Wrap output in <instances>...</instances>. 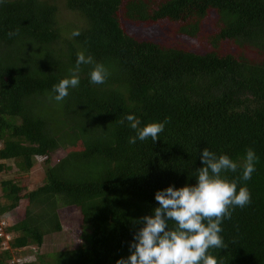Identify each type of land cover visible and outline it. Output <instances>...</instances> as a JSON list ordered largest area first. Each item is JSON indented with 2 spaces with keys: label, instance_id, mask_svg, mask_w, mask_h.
<instances>
[{
  "label": "trees",
  "instance_id": "16d2710c",
  "mask_svg": "<svg viewBox=\"0 0 264 264\" xmlns=\"http://www.w3.org/2000/svg\"><path fill=\"white\" fill-rule=\"evenodd\" d=\"M58 1L0 0V159L13 158L20 173L35 156L46 161L33 188L18 176L0 180V216L25 201L23 215L3 226L0 264H34L11 260L10 248L41 245L61 229L57 209L68 204L81 212L86 243L40 253L41 264L127 258L144 226L134 221L154 215L157 191L198 183L205 148L241 165L222 176L252 197L222 224L227 248L209 254L218 264H264V0H63L80 23L60 19ZM212 11L217 26L201 51L140 38L119 19L178 22V34L196 38ZM79 52L110 74L93 85V65H81L79 86L57 103L52 88L70 77ZM128 114L141 128L170 122L157 141L130 144L136 131L120 123ZM58 147L65 154L49 163ZM248 148L259 160L244 181Z\"/></svg>",
  "mask_w": 264,
  "mask_h": 264
},
{
  "label": "clouds",
  "instance_id": "9594fccd",
  "mask_svg": "<svg viewBox=\"0 0 264 264\" xmlns=\"http://www.w3.org/2000/svg\"><path fill=\"white\" fill-rule=\"evenodd\" d=\"M17 34L8 33L9 37ZM79 35V30L72 33L73 37ZM81 65H93L89 74L93 85L104 84L110 74L104 64L97 63L91 55L79 52L70 77L53 86L50 99L63 102L69 90L79 86ZM125 120L136 131V135L129 138L130 144H135L137 139L157 141L170 122V118H166L163 122L150 123L141 128L136 115L128 114L120 123L124 124ZM200 158L203 167L197 170L198 183L179 189L169 186L157 191L155 200L159 206L154 209V215L134 221V224L144 226L134 234L130 244L131 255L119 259L116 264H218L217 258L209 254V249L227 248L221 235L222 224L232 218L236 207L250 205L252 197L246 186L240 187L237 192L238 181H229L222 176L228 171L236 172L240 164L226 154L217 156L208 148L203 149ZM258 160L255 150L248 148L242 166L244 181L252 178Z\"/></svg>",
  "mask_w": 264,
  "mask_h": 264
},
{
  "label": "rangeland",
  "instance_id": "374dc122",
  "mask_svg": "<svg viewBox=\"0 0 264 264\" xmlns=\"http://www.w3.org/2000/svg\"><path fill=\"white\" fill-rule=\"evenodd\" d=\"M57 6V13L60 19L78 23L81 22L80 16L74 11L67 9L63 4V0L58 1ZM216 17L217 16L213 11L209 13L203 32L198 33V37L196 38L178 34V22L162 20L154 23H146L122 16L119 19L129 33L140 38H149L166 45H180L181 47L192 51H201L206 46L205 34L210 29L216 28L217 26ZM202 34L203 37L201 38L200 36ZM228 50L230 52H234L236 49L231 45L228 47ZM64 154V149L62 147H58L49 154L48 162L54 163ZM1 163L7 165L8 167H0V180L4 178H16V176H18L20 177V182L25 184V189L33 188L43 182L44 169L46 165L44 155L35 156V162L27 173H20L17 171L13 158L0 159V164ZM24 207L25 201L22 198L16 207L6 211L4 214L6 224H10L20 218L23 215ZM57 211L59 214L61 229L45 234L41 245H28L20 248H10L12 253L11 260H28L34 262V264H41L37 258V255L40 253L44 254L55 249L74 247L78 244L81 245L86 243V233L84 231L82 215L78 206L70 204L60 205ZM8 237V234L4 237L1 243L2 247H7Z\"/></svg>",
  "mask_w": 264,
  "mask_h": 264
},
{
  "label": "built area",
  "instance_id": "2783aa9c",
  "mask_svg": "<svg viewBox=\"0 0 264 264\" xmlns=\"http://www.w3.org/2000/svg\"><path fill=\"white\" fill-rule=\"evenodd\" d=\"M6 224L5 222V218L3 216H0V234H2L4 232L3 230V226ZM7 235V234H5Z\"/></svg>",
  "mask_w": 264,
  "mask_h": 264
}]
</instances>
